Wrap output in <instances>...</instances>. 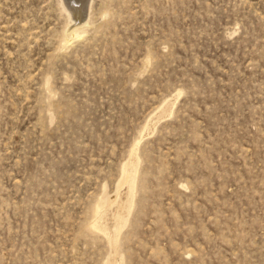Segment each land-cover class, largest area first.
<instances>
[{
    "label": "rangeland",
    "instance_id": "374dc122",
    "mask_svg": "<svg viewBox=\"0 0 264 264\" xmlns=\"http://www.w3.org/2000/svg\"><path fill=\"white\" fill-rule=\"evenodd\" d=\"M63 3L0 0V264H264V0Z\"/></svg>",
    "mask_w": 264,
    "mask_h": 264
},
{
    "label": "bare ground",
    "instance_id": "6f19581e",
    "mask_svg": "<svg viewBox=\"0 0 264 264\" xmlns=\"http://www.w3.org/2000/svg\"><path fill=\"white\" fill-rule=\"evenodd\" d=\"M65 3V7L71 12H73V8L75 7L74 4L76 3L77 0H63ZM63 3V4H64ZM76 10H78V8L75 7ZM69 33V32H68ZM80 31L78 30H72L71 32V38L74 39V37H78L80 35ZM67 39V38H66ZM69 41V40H68ZM67 41V42H68ZM135 173L137 174V172L135 171ZM122 180V179H121ZM123 181L124 182H128L130 183V188L132 189L134 186V178L130 175L128 168H124V173H123ZM109 203V199L106 197H103L102 199H100V201L95 205V207L93 208V214L95 217L94 222H92L89 226H88V230L91 232H98V233H102L104 234L109 243H115L116 242V235L117 233H119L121 227L123 226V224L125 223V218L124 217H119L118 219V225L115 228V234H110L109 230L106 227H103L100 224V218L102 216V212L104 207ZM133 203V202H132Z\"/></svg>",
    "mask_w": 264,
    "mask_h": 264
}]
</instances>
